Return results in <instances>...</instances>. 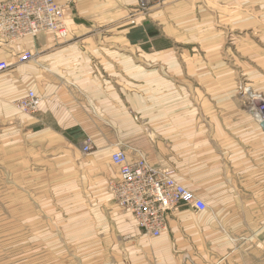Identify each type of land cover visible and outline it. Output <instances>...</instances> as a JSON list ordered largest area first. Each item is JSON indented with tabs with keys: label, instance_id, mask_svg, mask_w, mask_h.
<instances>
[{
	"label": "crops",
	"instance_id": "0c3cea01",
	"mask_svg": "<svg viewBox=\"0 0 264 264\" xmlns=\"http://www.w3.org/2000/svg\"><path fill=\"white\" fill-rule=\"evenodd\" d=\"M52 1L66 8L67 37H0V62L11 65L0 73V115L19 116L32 89L41 103L28 130L82 150L90 139L116 178V149L173 170L207 209L180 206L154 237L108 207L37 264H264V127L236 77L208 59L222 33L193 21L201 0ZM26 51L35 57L20 63Z\"/></svg>",
	"mask_w": 264,
	"mask_h": 264
},
{
	"label": "rangeland",
	"instance_id": "374dc122",
	"mask_svg": "<svg viewBox=\"0 0 264 264\" xmlns=\"http://www.w3.org/2000/svg\"><path fill=\"white\" fill-rule=\"evenodd\" d=\"M191 12H199L193 21L200 27L222 33L221 50L208 52V59L221 60L254 107L253 96L264 98V0H201ZM19 111L0 115V264H37L41 252L85 235L79 226L86 221L123 207L111 189L119 177L105 155L57 133L28 130L26 115L38 112Z\"/></svg>",
	"mask_w": 264,
	"mask_h": 264
},
{
	"label": "built area",
	"instance_id": "2783aa9c",
	"mask_svg": "<svg viewBox=\"0 0 264 264\" xmlns=\"http://www.w3.org/2000/svg\"><path fill=\"white\" fill-rule=\"evenodd\" d=\"M42 32L67 37L66 10L52 0L0 1V37L19 42ZM35 53L23 52L18 61L32 60ZM10 62H0V72L10 68ZM250 107L257 119L264 122V98L253 96ZM41 99L34 90L19 98L17 105L25 113L39 111ZM91 140L85 141L83 150L90 152ZM112 162L119 169V179L111 189L121 206L134 217L138 227L147 235L158 237L168 229L169 213L182 205L205 211L207 204L195 192L179 181L173 170L156 169L145 159H130L123 149L112 153Z\"/></svg>",
	"mask_w": 264,
	"mask_h": 264
},
{
	"label": "water",
	"instance_id": "95a60500",
	"mask_svg": "<svg viewBox=\"0 0 264 264\" xmlns=\"http://www.w3.org/2000/svg\"><path fill=\"white\" fill-rule=\"evenodd\" d=\"M262 126L264 127V122L262 123Z\"/></svg>",
	"mask_w": 264,
	"mask_h": 264
},
{
	"label": "bare ground",
	"instance_id": "6f19581e",
	"mask_svg": "<svg viewBox=\"0 0 264 264\" xmlns=\"http://www.w3.org/2000/svg\"><path fill=\"white\" fill-rule=\"evenodd\" d=\"M136 160V159H135Z\"/></svg>",
	"mask_w": 264,
	"mask_h": 264
}]
</instances>
